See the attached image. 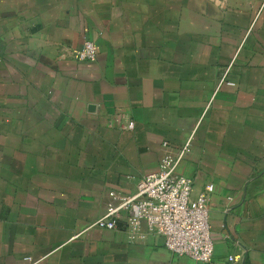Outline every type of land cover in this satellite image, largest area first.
<instances>
[{"label": "crops", "instance_id": "1", "mask_svg": "<svg viewBox=\"0 0 264 264\" xmlns=\"http://www.w3.org/2000/svg\"><path fill=\"white\" fill-rule=\"evenodd\" d=\"M186 143L208 264H264V0H0V264H200L93 226Z\"/></svg>", "mask_w": 264, "mask_h": 264}, {"label": "built area", "instance_id": "2", "mask_svg": "<svg viewBox=\"0 0 264 264\" xmlns=\"http://www.w3.org/2000/svg\"><path fill=\"white\" fill-rule=\"evenodd\" d=\"M77 62L91 63L96 58V46L85 41L80 51L72 53ZM64 58V54L60 55ZM233 86L232 83H227ZM132 124H129V128ZM186 143L173 158L164 155L158 165V171L148 174L136 184V191L131 196L110 192L111 199L117 201L109 206L105 213L93 226L114 230L121 211H130L127 228L130 239L134 232L144 224L148 233L160 236L164 240V248L179 257H187L200 264H208L212 260L213 243L209 228V196L213 191L211 184L196 197H191L192 182L175 173L179 161L188 152ZM163 146H167L166 143ZM232 256L228 257L233 262ZM33 264L30 257L24 258Z\"/></svg>", "mask_w": 264, "mask_h": 264}]
</instances>
